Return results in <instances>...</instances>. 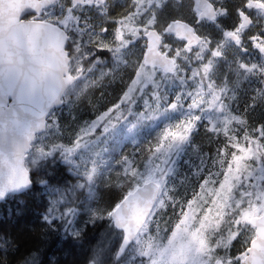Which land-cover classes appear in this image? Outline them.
<instances>
[{"label": "rangeland", "instance_id": "rangeland-1", "mask_svg": "<svg viewBox=\"0 0 264 264\" xmlns=\"http://www.w3.org/2000/svg\"><path fill=\"white\" fill-rule=\"evenodd\" d=\"M123 1L58 0L44 11L43 19L59 24L68 32L69 43L74 41L70 49L74 74L87 76L99 69L101 78H120L126 71L134 72L121 99L92 119L75 120L78 93L87 89L85 84L70 89L75 94L65 108V113L70 112L66 126L62 111L51 112L60 118L59 123L50 114L51 121L29 153L27 166L34 170L49 158L64 163L68 159L76 179L67 191L56 190L51 200L56 211L51 213L49 207L45 217L63 220L60 203L94 210L100 178H109L112 172L121 179L128 176L132 190L155 180L161 186L156 205L120 264H239L255 235L250 218L264 208V123L250 131L239 111L240 101L250 92L264 112V0L247 4L245 0H212L218 17L231 26L219 29L222 35L214 39L189 21L203 40L193 49H174L171 55L178 65L172 74L143 63L145 33L154 27L157 9L169 0H127L122 14ZM229 4L235 5L232 15ZM245 8L255 15L248 26L239 17ZM188 13L206 25L207 19L199 17L194 4ZM215 27L221 23L215 22ZM229 32L238 39L228 37ZM169 48L164 45L162 50ZM100 50L106 51L105 56L98 55ZM231 52L236 58L230 57ZM200 124L219 143L227 144L230 134L236 141L229 156L224 151L217 157L215 170L191 142ZM144 146L147 149L142 151ZM49 151L52 155L41 156ZM190 176L194 178L192 195L186 197L182 182ZM79 229L64 224L67 232Z\"/></svg>", "mask_w": 264, "mask_h": 264}, {"label": "water", "instance_id": "water-1", "mask_svg": "<svg viewBox=\"0 0 264 264\" xmlns=\"http://www.w3.org/2000/svg\"><path fill=\"white\" fill-rule=\"evenodd\" d=\"M56 1L0 0V92L6 97L0 104V188L9 189L0 196V203L9 195L32 187L33 182L27 187H18L28 181L29 153L37 136L46 130L49 114L63 105L66 91L78 79L71 70L68 32L59 24L42 18L45 8ZM73 1L91 4L107 0ZM194 4L200 18L217 20L218 10L212 1L194 0ZM25 12L33 17L22 18ZM240 19L244 26L252 22L244 11L240 12ZM166 31L185 40L189 48L203 40L196 27L181 18L172 19ZM145 37L143 63L167 74L174 73L177 61L162 50L163 34L151 27ZM228 37L238 39L235 32H229ZM160 189L157 181L148 180L128 192L112 210L113 223L123 232L117 258L126 252L147 222ZM250 222L256 227V234L239 264H264V211L252 216Z\"/></svg>", "mask_w": 264, "mask_h": 264}, {"label": "trees", "instance_id": "trees-1", "mask_svg": "<svg viewBox=\"0 0 264 264\" xmlns=\"http://www.w3.org/2000/svg\"><path fill=\"white\" fill-rule=\"evenodd\" d=\"M126 3L127 0H124L119 6V12L122 14L127 9ZM165 3L156 11L157 19L154 27L163 34L162 48L164 45L170 46L169 54L174 55V49L178 46H186L183 39H179L173 33L166 31V26L172 19L181 18L190 21L198 27L201 34L203 33L206 36L209 34L214 39H218L222 35V32H218L219 29L231 26V23L227 24L221 17H218L215 21L205 20L206 25L201 26L200 21L193 19L188 13L194 4L193 0H182L180 2L169 0ZM227 8L229 14L232 15L235 5L229 4ZM113 12L112 10V14ZM228 20L233 19L229 17ZM215 22H220L221 27L216 28ZM67 49L70 54L68 46ZM98 52L99 56H105L106 51L100 50ZM71 55L70 57H72ZM236 56L233 52L230 53V57L236 58ZM141 57L142 54H139L140 59ZM178 62L181 65L180 59H178ZM86 64L89 66V63ZM105 66L103 65L101 69L103 70ZM219 70L224 69L220 66ZM133 73L129 75L126 71L120 78H112L109 75L101 78L99 69L92 70L87 76L78 73V79L64 95V100L67 102H64L61 107L53 111H62L60 114L62 123L66 122L70 112L65 113V108L69 106L70 97L75 94V92L69 93L70 89L82 87L85 84L88 85L87 89L78 93L75 120L92 119L97 114L114 106L121 99L133 77ZM254 100L255 94L248 92L246 97L239 103V111L247 119V126L250 131L255 130L259 123H264V112L259 110L260 101L256 100L255 103ZM50 114L48 123L51 121ZM64 126H66L65 123ZM64 132L67 133V130L65 129ZM38 140L39 135L36 141ZM228 141L227 144H222L212 139L209 131H206L202 124L198 125L191 135L192 144L207 157V164L213 170L217 168L215 165L216 159L222 152L225 151L226 155L229 156L231 151L235 150L236 141L233 134L229 135ZM146 149L147 147L144 146L142 151ZM31 172L35 174L32 187L23 193L11 194L0 203V264H89L91 261L94 264H120L128 249L120 258H117L119 246L115 247L114 244L118 238L122 237L123 232L117 229L114 223L112 224L113 230L110 236L101 242L99 233L103 231L102 228L87 232L81 227L78 231L67 232L64 230V220L54 219L49 221L45 217V212L50 207L56 190L67 191L69 185L75 181L76 176L72 173L70 167L59 158L54 157L40 161L36 169L31 170ZM116 174L117 172H112L110 173L111 177L100 178L102 183L99 187L100 196L98 206L94 211L107 208L121 194L124 198L132 190L133 185L129 177L123 176V179H121ZM193 183L194 178L192 176L182 182L183 190L188 192L186 197L192 195L189 190ZM132 264H136V262L133 261Z\"/></svg>", "mask_w": 264, "mask_h": 264}, {"label": "snow or ice", "instance_id": "snow-or-ice-1", "mask_svg": "<svg viewBox=\"0 0 264 264\" xmlns=\"http://www.w3.org/2000/svg\"><path fill=\"white\" fill-rule=\"evenodd\" d=\"M31 13L25 12L23 14L22 18H29ZM74 41L69 43L68 47L69 49H73ZM6 97L4 96L3 92H0V104L4 102ZM56 123H59L60 118L54 116V112L51 114ZM108 129L105 128V132H107ZM52 155V152H46L41 153V156L46 158L47 156ZM66 165L68 167H72L71 160L66 159ZM35 178V174L31 171L28 175V181L26 184L19 185L18 187H27L28 184H31ZM17 187V186H13ZM9 189L0 188V196H3L5 194V191ZM123 198V194L116 200H114L107 208L101 210V211H94L86 207H74L71 203H60L59 205V216L63 218L64 223H67L71 226H74L76 228H83V230H86L87 232H93L97 228H102L103 231L99 233V239L102 242L105 238L109 237L112 232V224H113V217L109 215V213L112 212V210L116 207V204L119 203V200ZM51 213L56 211V202L53 201L50 204ZM50 213V214H51ZM122 232V230H121ZM79 234V233H77ZM122 243V237L118 238L115 241L114 246L118 247L119 244ZM131 247V245H129Z\"/></svg>", "mask_w": 264, "mask_h": 264}, {"label": "flooded vegetation", "instance_id": "flooded-vegetation-1", "mask_svg": "<svg viewBox=\"0 0 264 264\" xmlns=\"http://www.w3.org/2000/svg\"><path fill=\"white\" fill-rule=\"evenodd\" d=\"M194 1V0H193ZM210 1H212V0H210ZM246 1V4L248 3V1L249 0H245ZM213 2V1H212ZM53 5V4H52ZM51 5V6H52ZM195 5V4H194ZM50 7V6H49ZM241 11H244V12H246L249 16H251V18H252V21L254 20V18H255V15H254V11L252 10V9H247V8H245V9H243V10H241ZM240 11V12H241ZM44 14V13H43ZM33 17V14H31L30 15V17L29 18H32ZM44 17V16H43ZM202 19H205V18H202ZM263 211H264V208H263V210H262V212H260L259 214H257V215H260V214H262L263 213ZM254 216V215H253ZM252 225V224H251ZM253 226V225H252ZM254 227V231H255V234H256V227L255 226H253ZM255 236V235H254ZM253 236V237H254ZM252 237V238H253ZM252 238H251V240H252ZM251 240H250V242H251ZM250 242H249V244H250ZM249 244H248V246H249ZM248 246H247V249H248Z\"/></svg>", "mask_w": 264, "mask_h": 264}, {"label": "bare ground", "instance_id": "bare-ground-1", "mask_svg": "<svg viewBox=\"0 0 264 264\" xmlns=\"http://www.w3.org/2000/svg\"><path fill=\"white\" fill-rule=\"evenodd\" d=\"M70 38V37H69Z\"/></svg>", "mask_w": 264, "mask_h": 264}]
</instances>
